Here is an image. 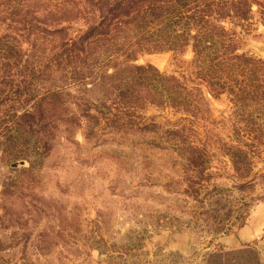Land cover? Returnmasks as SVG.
<instances>
[{
	"label": "rangeland",
	"instance_id": "1",
	"mask_svg": "<svg viewBox=\"0 0 264 264\" xmlns=\"http://www.w3.org/2000/svg\"><path fill=\"white\" fill-rule=\"evenodd\" d=\"M237 2L214 8V35L231 40L225 53L248 69L244 57L264 60V0ZM59 6V24L49 23L64 29L49 31L50 47L83 33L105 8L90 0ZM22 31L28 50L35 34ZM188 42L127 61L172 75L188 91L191 112L136 109L168 134H139L140 118L125 112L119 137L98 116L87 125L73 102L96 85L70 86L74 97L59 113L34 109L14 143L1 127L21 107L1 105L0 264H264V95L253 90L242 117L228 92L215 94L201 77Z\"/></svg>",
	"mask_w": 264,
	"mask_h": 264
},
{
	"label": "trees",
	"instance_id": "2",
	"mask_svg": "<svg viewBox=\"0 0 264 264\" xmlns=\"http://www.w3.org/2000/svg\"><path fill=\"white\" fill-rule=\"evenodd\" d=\"M68 1L0 0V107H21L11 112V120L1 127L14 134L10 139L13 143L28 132L25 119L34 109L35 113L43 107L59 113L60 105L74 97L67 90L72 85H96L99 90L92 91L91 97H75L73 102L77 118L85 119L87 125L96 124L98 116L119 137L124 132L121 115L125 112L140 118L135 124L139 134L144 128L157 137L168 134L170 129H162L154 115L140 116L136 109L152 105L191 112L188 91L172 75L127 61L140 52L171 49L173 44L183 46L188 41L201 77L215 94L228 92L242 117L252 91L260 100L264 95L260 89L264 85V60L244 57L252 65L248 69L240 66L224 51L231 40L214 35V8L227 0H90L105 6L97 21L77 37L62 39L57 47H50L46 39L49 31L62 33L64 28H54L49 22L59 24L54 20L56 11ZM192 26L197 27L195 34L190 33ZM22 30L27 35L35 34L28 50L19 44ZM254 87L259 88L255 91ZM41 88L43 92H38Z\"/></svg>",
	"mask_w": 264,
	"mask_h": 264
},
{
	"label": "water",
	"instance_id": "3",
	"mask_svg": "<svg viewBox=\"0 0 264 264\" xmlns=\"http://www.w3.org/2000/svg\"><path fill=\"white\" fill-rule=\"evenodd\" d=\"M259 49L264 52V45H259Z\"/></svg>",
	"mask_w": 264,
	"mask_h": 264
}]
</instances>
